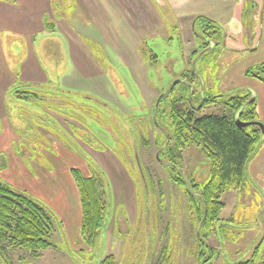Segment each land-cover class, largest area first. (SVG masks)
I'll return each mask as SVG.
<instances>
[{
  "label": "rangeland",
  "instance_id": "rangeland-1",
  "mask_svg": "<svg viewBox=\"0 0 264 264\" xmlns=\"http://www.w3.org/2000/svg\"><path fill=\"white\" fill-rule=\"evenodd\" d=\"M262 8L264 0H0V179L46 207L57 246L34 254L0 242V264L250 258L264 233V140L243 189L222 194L208 236L203 226L198 232L186 193L198 200L192 185L209 176L206 155L195 144L179 155L162 148L172 143V86L173 97L221 95L198 114H230L222 99L250 92L244 108L255 103L264 123L263 82L243 74L264 61ZM196 14L221 20L222 44L212 38L201 51ZM81 49L87 55L71 54ZM226 79L234 86L222 89ZM72 168L94 175L104 193L97 246L83 242L80 224L67 223L77 205Z\"/></svg>",
  "mask_w": 264,
  "mask_h": 264
},
{
  "label": "trees",
  "instance_id": "trees-1",
  "mask_svg": "<svg viewBox=\"0 0 264 264\" xmlns=\"http://www.w3.org/2000/svg\"><path fill=\"white\" fill-rule=\"evenodd\" d=\"M195 20H199L200 27L203 28L200 39L196 37L200 48L202 47L201 51L209 47L212 38H216L215 46L218 47L224 36L221 26L212 25L210 20L201 15ZM244 74L264 83V63L247 67ZM173 91L175 92V86L169 89L172 94L169 111L172 143L168 147V141L165 142L162 151L172 148L179 155L183 147L195 144L206 155L210 163L209 176L204 183L192 185L200 190L198 200L189 189H186V193L190 209L192 208L198 221V232L203 226L205 236H208L224 208L222 194L243 189L246 166L264 136L260 126L255 123L259 121L255 103L244 108L250 101V92L222 99L223 104L230 109V114H198L204 106L213 104L221 95L207 96L203 92V98L198 100V97L192 95L189 98L183 92L173 97ZM22 98H26V95ZM192 99L199 103L194 105ZM183 100L188 101V107L180 105ZM237 113L239 120L247 123L245 126L236 122ZM70 171L81 207L80 236L88 247L97 246L105 218L104 193L101 191L100 181L94 175L85 176L79 168H72ZM170 177L184 186L185 182L181 177ZM52 232L53 220L46 207L28 193L14 189L0 179V242H7L12 248H24L36 254L57 247ZM199 257H204V251L199 252ZM207 261L205 258V262ZM101 264H113V256L110 255ZM233 264H264V233L251 257Z\"/></svg>",
  "mask_w": 264,
  "mask_h": 264
},
{
  "label": "crops",
  "instance_id": "crops-1",
  "mask_svg": "<svg viewBox=\"0 0 264 264\" xmlns=\"http://www.w3.org/2000/svg\"><path fill=\"white\" fill-rule=\"evenodd\" d=\"M255 1H259V0H255ZM263 9V8H262ZM261 9V16L262 17H264V9L262 10ZM1 10V9H0ZM0 12H3L2 10L0 11ZM194 15V12H192V14L190 15V14H186V15H182L183 17H190V16H193ZM197 15V14H196ZM197 16H199V15H197ZM201 16H205V15H201ZM206 17V16H205ZM208 20H210L211 21V24L213 25H215V24H219L220 26L222 25L221 24V20H219V19H217L218 17H216V18H208V17H206ZM20 22H22V20L20 21ZM20 22H16L15 20H13V22H11L12 23V25H13V27L15 26V25H17V26H23V24L22 23H20ZM19 24V25H18ZM181 24V23H180ZM191 25L193 26L194 25V22H192L191 21ZM5 28V26L3 27V29ZM179 28V27H178ZM6 29H8V28H6ZM10 29V28H9ZM14 31H16V30H14ZM73 31V30H72ZM72 34L74 35V31L72 32ZM75 36H78L77 34H75ZM82 36V35H81ZM79 37V36H78ZM223 37H225V35L223 36ZM80 38V37H79ZM55 40V39H54ZM223 40H225L224 38L222 39V41ZM49 41H53V40H49ZM222 41H221V44H222ZM35 42V40L33 41V43ZM69 47H70V44H69ZM71 48V47H70ZM86 48V47H85ZM87 55V52H85V51H83V49H81L80 50V52H72L71 54L72 55H74V54H76V56H82V54L84 55V53ZM264 61H260V62H258V63H253V64H249L248 66H246L245 68H244V70L247 68V67H249V66H252V65H254V64H259V63H263ZM244 70H243V74H244ZM245 75V74H244ZM34 80V79H33ZM32 79H30V81H33ZM35 81V80H34ZM228 81V79H226V80H223V85L221 86V88L222 89H226V88H228V87H232V86H234L233 84H231L230 85V83H228L227 82ZM261 89L263 90V97H262V99H264V83H263V85H261ZM262 111L264 112V104H263V106H262ZM258 113V117H259V119H260V114H259V112H257ZM3 137V136H2ZM77 190V189H76ZM76 194H77V205H75V207H72V206H70L69 208V213H71L70 214V216H68L67 217V219L69 220V222H67L68 223V225L70 224L71 226H76V224L78 225V224H80L81 223V207H80V201H79V195H78V192L76 191ZM76 219V220H75ZM70 225H69V227H70ZM74 226V227H75ZM80 226V225H79ZM77 231V230H76ZM79 232H80V228H79ZM79 235H80V233H79Z\"/></svg>",
  "mask_w": 264,
  "mask_h": 264
},
{
  "label": "water",
  "instance_id": "water-1",
  "mask_svg": "<svg viewBox=\"0 0 264 264\" xmlns=\"http://www.w3.org/2000/svg\"><path fill=\"white\" fill-rule=\"evenodd\" d=\"M253 100H254V96L251 97L250 102H252ZM235 119H236V122L240 125L245 126L247 124L246 122H242L239 120L238 113L236 114ZM255 123L260 126L261 131H262V135L264 136V123H262L260 121H255Z\"/></svg>",
  "mask_w": 264,
  "mask_h": 264
}]
</instances>
